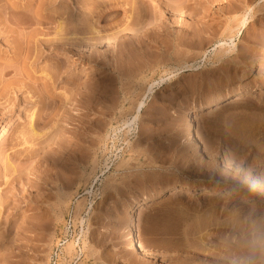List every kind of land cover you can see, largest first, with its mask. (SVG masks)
<instances>
[{
  "label": "rangeland",
  "instance_id": "obj_1",
  "mask_svg": "<svg viewBox=\"0 0 264 264\" xmlns=\"http://www.w3.org/2000/svg\"><path fill=\"white\" fill-rule=\"evenodd\" d=\"M39 1L0 0V264H264V0Z\"/></svg>",
  "mask_w": 264,
  "mask_h": 264
},
{
  "label": "bare ground",
  "instance_id": "obj_2",
  "mask_svg": "<svg viewBox=\"0 0 264 264\" xmlns=\"http://www.w3.org/2000/svg\"><path fill=\"white\" fill-rule=\"evenodd\" d=\"M40 2V1H39ZM42 3H44L45 1H41ZM41 2H40V4H38V7H37V10L40 12H42V9H43V7H44V5L46 4H41ZM47 3H48V1H47ZM43 5V6H42ZM41 6H42V9H41ZM36 10V11H37ZM37 11V12H38ZM44 13V12H43ZM14 14H15V12H14ZM40 14V13H39ZM26 15V14H25ZM25 19V18H24ZM28 19V18H27ZM31 19H33V18H31ZM15 20V19H14ZM14 20H12V18L10 17L9 19H7V21L10 23V24H14V25H17L18 27H23V28H26V27H30L32 24H33V22L31 23V22H27V21H21L20 20V23H18V22H15ZM23 20V19H22ZM28 20H30V19H28ZM32 21V20H31ZM8 24V23H7ZM201 24H203L202 22H201ZM59 31H60V29H59ZM135 32H136V30H134ZM137 33V32H136ZM144 34V32L142 33V36H145V34ZM138 35V34H137ZM136 35V36H137ZM149 35V34H148ZM141 36V35H140ZM139 36V37H140ZM147 36V35H146ZM138 37V36H137ZM181 38H182V40H188V39H191L192 38V35L189 33V32H183L182 34H181ZM138 40V39H137ZM219 53V55H220V52H218ZM218 53H217V55H218ZM224 53H226V51H224L223 50V52H221V54L223 55ZM218 55V56H219ZM221 56V55H220ZM221 96H214V97H212V98H210L209 100H207V102L205 103V106H204V109H202L200 112H202V114H200V115H205L207 112H209V111H211L212 110V108L215 106V105H217L218 103H221L222 101H228L227 102V104H235V103H238V102H241L247 95H248V90H246V89H240V90H235V91H229V93L227 92V93H225V94H220ZM230 100V101H229ZM141 105H142V103H140L139 104V106L138 107H141ZM139 109V108H138ZM207 110V112H203V111H206ZM196 109H192L191 110V112H190V114H188V115H190L188 118L190 119V121H188V128L190 129L191 127V118L193 117V115H194V113H196ZM200 112H197V113H200ZM30 128H31V130H32V133L33 134H35V132H33V128H32V124H31V122H32V119H33V113L30 115ZM185 188L187 189V191H190V189L192 188L191 186H185ZM183 189V186H180L179 188H177V187H174V188H170V190H169V196H173V195H176V194H178V191H180V190H182ZM166 189H163V190H161V191H159L158 193H156V194H150V195H145V196H143V198L141 199V201L138 203V204H134L133 206H132V210L136 207V206H138V207H144V205L146 204V203H148V201H150L151 199H153V198H156V197H159L160 195H162V193L165 191ZM204 192L206 193L205 195H210L211 193H214V192H216V190H213V189H204ZM209 197V196H208ZM76 217V216H75ZM80 218V217H79ZM128 240H129V245L130 246H132V247H134V248H137L138 250L140 249V251L142 252V254L143 255H148L147 254V252H146V250L145 249H143L141 246H140V244H138V241H137V239H136V234H135V230H134V228L132 227L131 229H130V231H129V234H128ZM65 248V250H67V253L69 254V252L72 250V248H73V245H72V243L71 242H69V243H67L66 244V246L64 247ZM148 257V256H147Z\"/></svg>",
  "mask_w": 264,
  "mask_h": 264
},
{
  "label": "clouds",
  "instance_id": "obj_3",
  "mask_svg": "<svg viewBox=\"0 0 264 264\" xmlns=\"http://www.w3.org/2000/svg\"><path fill=\"white\" fill-rule=\"evenodd\" d=\"M253 187H255V184H253Z\"/></svg>",
  "mask_w": 264,
  "mask_h": 264
}]
</instances>
